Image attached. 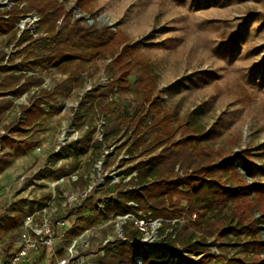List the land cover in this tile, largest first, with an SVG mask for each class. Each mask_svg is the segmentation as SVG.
I'll list each match as a JSON object with an SVG mask.
<instances>
[{
	"label": "rangeland",
	"instance_id": "rangeland-1",
	"mask_svg": "<svg viewBox=\"0 0 264 264\" xmlns=\"http://www.w3.org/2000/svg\"><path fill=\"white\" fill-rule=\"evenodd\" d=\"M60 1L70 11L71 19L83 17L87 21L94 18L98 26L110 25L126 34L131 43H135V52L148 59L157 81V88L152 95L161 97L163 108L172 116L171 126L176 128L173 140L188 133H203L204 136L193 143L197 148L210 147L222 154L249 148L260 167L256 179L264 184V0H84L82 6L77 4V0ZM9 42V36L0 35V48ZM111 59L112 55L107 54L105 58L93 62H73L66 71L59 65H53L34 72L41 74L47 81L46 85L52 89L70 72L78 70L79 78L84 83L58 97L49 113L60 117L50 119L52 121L46 124L73 121L79 125L89 123L93 126L103 116L107 139L98 148L91 147L85 154L76 156L74 153L65 159L49 154V149L46 170L31 178V182L19 190L17 186L3 184V188L6 186L13 192V203L0 217V224L7 215L22 213L24 216L53 195L55 205L62 209L65 190L76 191L80 195L93 186L95 196L107 201L116 184L104 176L105 171L116 169L119 175L127 178L132 173L130 168L138 161L160 151L161 147L151 142L153 135L147 134L150 143L130 153L134 140L133 129H119L114 119L101 109L102 105L92 107L85 101L83 92L87 86L97 88L102 75L110 80ZM130 81V89L114 91L102 102L106 103L111 98L119 103L144 102L143 94L136 89V77L131 76ZM76 101L80 105L73 115L71 104ZM9 114L14 117L12 110ZM2 128L3 122H0V134L5 131ZM40 142L33 140L22 160L10 162L14 164L15 175L37 167L39 160L34 151ZM94 142L92 138L91 144ZM110 143L118 144L117 151L101 164L103 145ZM123 151L124 154L129 152L131 158L121 159L119 156ZM71 174L82 176L85 185L70 181ZM61 178L64 180L52 188V184ZM183 204L186 202L183 201ZM24 205L27 207L24 208ZM226 213L227 209H224L212 214L221 217ZM74 219L73 213L69 220L70 226ZM115 220L116 216L111 214L95 226L91 248L85 252L81 264H107L109 251L112 248L119 250V246L108 244L105 246V257L97 254L105 241L119 245V230ZM182 221L174 226H180ZM153 226L152 240L142 245L148 250L150 258L152 252L164 251L174 256L180 264H196L201 255L190 253L179 244H166L165 236L172 231L171 227L164 224L159 228ZM19 232L20 227L3 232L0 237V259L10 253ZM247 239L248 236L240 235L233 242L220 241L231 245L212 246L211 252L244 255L246 249L242 244ZM64 240L65 236L58 241L57 251L65 246ZM8 243L12 245L9 249ZM135 258L140 259L141 264H146L143 251ZM46 261L41 257L37 264Z\"/></svg>",
	"mask_w": 264,
	"mask_h": 264
},
{
	"label": "trees",
	"instance_id": "trees-1",
	"mask_svg": "<svg viewBox=\"0 0 264 264\" xmlns=\"http://www.w3.org/2000/svg\"><path fill=\"white\" fill-rule=\"evenodd\" d=\"M22 3L25 4L20 7ZM83 3L84 0H77L79 6ZM30 11L40 15L39 31L46 35L34 38L28 32H23L18 38L20 48L9 55V65L0 67V71H10L0 77V96H19L35 86L39 87L32 96L24 122L29 123L34 116L41 115L43 103L51 104L75 86L82 85L84 80L79 78L78 70L72 71L67 78L47 90L41 87L44 81L41 74H16L17 71H43L53 65L67 70L73 62H93L111 54L109 82L88 91L85 101L92 107L102 105L101 109L114 119L119 129H133L130 153L150 143L147 134L153 135V145L161 147L157 154L138 161L130 168V172L136 171L137 174L127 182L116 185L105 209L99 210V199L95 194L86 198L83 205L73 212L75 219L65 234V246L113 212L138 214L144 210L151 212L152 219L163 218L164 226L172 228L165 236L166 244H179L190 253L201 255L196 264H264V184L256 179L260 167L253 157L254 153L249 148L231 154L218 153L210 147L197 148L193 143L203 137V133H188L173 140L176 128L171 126L172 116L163 108L161 97L152 95L157 81L148 59L135 52V43H131L122 31L110 25L100 27L94 18L93 22L83 17L71 19L70 11L60 0H18L12 9L0 10V34H9L10 42L14 41L18 33L15 26L20 15ZM6 14L8 18L4 17ZM5 57L6 53L0 52V63ZM131 76L136 77V89L143 94L144 102L119 103L112 98L106 103L102 102L114 91L130 89ZM12 104V100L1 99L0 113ZM92 138L93 130L78 142L76 156L85 154L91 147L102 145L100 141L91 144ZM6 162L0 158V168ZM76 184L85 185V179L80 177ZM131 201L137 206L129 205ZM224 209H227V213L221 217L212 214ZM193 214H196L195 218H192ZM23 217L22 213L4 217L0 224V237L5 230L21 228ZM174 219L178 225L180 220L183 221L176 227L171 222ZM124 231L129 240L141 236V232L131 223L125 226ZM240 235L248 236L242 244L246 249L244 255L211 252L212 246L231 245L220 241L233 242ZM11 246L8 243V249ZM118 246V252L110 253L106 258L107 264H131L141 251L144 252L146 264H180L174 256L164 251L152 252L150 258L148 250L142 245L121 242ZM63 252L60 249L59 256H63ZM9 256L8 253L5 258Z\"/></svg>",
	"mask_w": 264,
	"mask_h": 264
},
{
	"label": "built area",
	"instance_id": "built-area-1",
	"mask_svg": "<svg viewBox=\"0 0 264 264\" xmlns=\"http://www.w3.org/2000/svg\"><path fill=\"white\" fill-rule=\"evenodd\" d=\"M18 0H0V10L8 11L12 9ZM25 3L20 4L22 7ZM6 17L8 15H5ZM39 21L40 15L35 11L24 12L20 15L18 22L16 23L17 36H21L23 32H28L34 38L39 36H45L46 33L39 31ZM91 22V20H89ZM16 50V45H11L6 48L7 56L5 58V64L8 63V58L11 53ZM28 75H34V72L24 71ZM100 85L103 86L109 82V78L106 75L100 77ZM47 81H43L41 87L47 90H50L47 85ZM39 87H33L31 90L23 93L18 99H16L15 113L18 119H24V110L22 106H30L28 98L31 95H34ZM92 86H87L84 89V94L92 90ZM84 95V97H85ZM80 105L79 101L71 104L75 112L77 111ZM46 112L50 111L48 106H45ZM106 120L102 116L91 126L89 123L76 124L73 121L63 122L59 128L58 134L54 139V142L51 143L46 141L41 143L36 147L38 152H45L47 149H51L49 154L60 156L61 159L69 158L76 152L78 142L90 131L93 130V139L95 141H100L104 143L106 131ZM7 132L2 131L1 136L6 135ZM118 144L110 143L103 145L102 160L100 163L114 154L117 151ZM123 160H128L131 158L130 153L124 154V151L121 152L120 156ZM48 166V156L40 160L35 169L30 170L28 173L21 177L22 181H25L27 178H33L38 173H41L46 170ZM135 166V165H134ZM133 166V167H134ZM131 167V168H133ZM119 170L112 169L105 171L103 174L106 178L111 180L112 183L116 185L127 182L132 175H136L137 172H132L127 178L123 175H119ZM82 177L79 174L69 175L70 181L76 183L78 179ZM64 178L57 180L52 184V188H55L56 185L60 184ZM115 185V187H116ZM94 187L89 186L87 190L82 192L80 195L76 191L65 190L63 192L64 201L62 203V209L59 206H56L53 199L54 195L44 202L38 204L31 211L25 213L23 221L21 224L20 232L18 237L14 240L13 246L11 247L10 256L6 259H0V264H37L39 258H45L47 260L44 264H81L84 262L85 252L91 248V239L95 235L94 228H89L82 232L80 235L75 237L68 245L64 246L63 256H59V251H57L56 246L58 241L65 236L69 231L71 226L69 225V220L73 217V212L77 210L78 207L82 206L86 198L95 194L93 191ZM113 194V193H112ZM111 194V195H112ZM13 195L11 194L7 203L2 207L0 211V217L4 215L5 211L13 203ZM79 197L80 200H79ZM110 197V196H109ZM98 208L103 210L108 204L107 201H103L98 198ZM79 202V203H78ZM78 203V204H77ZM131 206H137V203L131 201L128 203ZM140 210L138 214L133 212H127L124 214L113 212L112 214L116 216V224L119 230V242H128L131 245H145L146 242L152 240V225L154 224L156 228H159L163 222V218L152 219L151 212ZM196 214L192 215V218H195ZM176 219L171 220L172 224H176ZM181 221V220H180ZM102 222V221H101ZM100 222V223H101ZM133 224L140 232L141 236L136 239L129 240L126 235L124 228L127 224ZM97 226V225H96ZM153 226V228H155ZM154 231V230H153ZM119 243V244H120ZM110 244L113 246H118L115 242L105 241L101 249L98 250L97 254H101L105 257L106 254V245ZM118 250L112 248L109 253H117ZM49 261V262H48ZM136 261V262H135ZM133 264H141L140 259H136ZM121 264V263H120Z\"/></svg>",
	"mask_w": 264,
	"mask_h": 264
},
{
	"label": "crops",
	"instance_id": "crops-1",
	"mask_svg": "<svg viewBox=\"0 0 264 264\" xmlns=\"http://www.w3.org/2000/svg\"><path fill=\"white\" fill-rule=\"evenodd\" d=\"M6 15H8V14H6ZM8 16L6 17L4 15L5 18H8ZM0 35H7L10 38L9 34H0ZM13 44L16 45V50H18L20 48V46L18 45V36L14 41L9 42L7 45L5 44L4 46H2L0 48V52H5L6 56H7L6 48L13 45ZM19 61L20 60L18 59L17 62H19ZM1 65H9V63L5 64V59H4V61L2 63H0V67H1ZM59 67H60V65H59ZM24 71H30V70H19L16 72V74H18L19 72L24 73ZM63 71H66V70H63ZM31 72H35V71H31ZM8 73H10V71H5V72L0 71V77H4ZM69 74H68V76H69ZM34 75H40V74H34ZM68 76H66L65 78H67ZM20 96L21 95L14 96L13 94H8L6 96H0V100L6 99V100H12L13 101L12 106H10L4 112L0 113V122H3V128L1 130H5L7 132L6 135H4V136L0 135V152H1L0 158H3L7 161L3 165V167L0 168V188H1L0 189V211H1L2 207L8 201L10 195L13 193V192L9 191V189L6 186H5V188H3V186H4L3 184L7 183L6 185L9 184L10 186H13V187L17 186L16 189L19 190V189H21L22 186H24V184L31 182L30 177L27 178L25 181L21 180V177L23 175H25L26 173H28L30 171V169L27 170L26 172L22 173V174L20 173V174L15 175L16 172L14 171V164H11L10 162H12L13 160H17V161L22 160L25 156L24 154L27 153V151H28L27 147H31L30 144L32 143L33 140L41 141L40 144L44 143L46 141L53 143L54 137L56 136L60 126L63 123L60 121L59 122L53 121V123L51 122V125H55V126H51L50 124H46L47 121H49L50 119H54V118L57 119L58 117H60V115L57 116L56 114L55 115L51 114L53 117H50L51 116L49 113L50 111L46 112L45 107H44V105L48 106L50 108V110H52L51 106L55 105L58 98L55 99L51 104L43 103L42 104V107L44 109L43 113L41 115H37V116L33 115L34 119L32 121H30L29 123H25L24 119L26 117V113L28 112L30 106H22V109L24 110L25 116H24V119H22V120L18 119L16 116V113H15V106H16V99H18ZM32 96L33 95H31L29 97V102L32 101L31 100ZM11 110L13 111L14 117L10 116V114H9V112H11ZM48 113H49V115H47ZM50 121H52V120H50ZM48 151H49V149H47L45 152H38L37 150H35L34 153L36 154V156H38V160L40 161V160L45 159L49 155ZM27 192H30V190ZM24 193H25V191H23V194ZM26 207L27 206L24 205V208H26Z\"/></svg>",
	"mask_w": 264,
	"mask_h": 264
},
{
	"label": "water",
	"instance_id": "water-1",
	"mask_svg": "<svg viewBox=\"0 0 264 264\" xmlns=\"http://www.w3.org/2000/svg\"><path fill=\"white\" fill-rule=\"evenodd\" d=\"M91 22L93 21L92 18H90Z\"/></svg>",
	"mask_w": 264,
	"mask_h": 264
}]
</instances>
